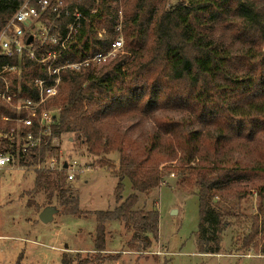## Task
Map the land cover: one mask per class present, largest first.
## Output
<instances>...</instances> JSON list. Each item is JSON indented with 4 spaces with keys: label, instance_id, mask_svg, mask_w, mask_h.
Returning <instances> with one entry per match:
<instances>
[{
    "label": "trees",
    "instance_id": "1",
    "mask_svg": "<svg viewBox=\"0 0 264 264\" xmlns=\"http://www.w3.org/2000/svg\"><path fill=\"white\" fill-rule=\"evenodd\" d=\"M26 1L0 0V30ZM115 1L99 0L97 6L96 0L82 2L86 20L63 60L82 61L111 48L113 41L100 38L99 29L113 31L117 25ZM131 1H136L134 14L124 13V54L101 69L63 72L60 93L48 104L62 108L53 135L75 134L93 155L119 154L117 206L94 213L96 251H104L111 221H121L133 232L131 248L152 247L159 211L136 207L142 195L162 185L161 166L177 161L182 182L195 187L199 197L198 250L219 254L226 230L223 208L228 207L223 195L235 182L264 179V0H187L167 11L161 10L166 0H127L126 5ZM217 24L239 44L238 53L213 39ZM236 63L242 73L233 70ZM43 74L28 62L21 83L30 89V81ZM3 115L18 113L0 101V129L8 127L1 122ZM144 118L153 126L135 136ZM128 121L132 125L119 127ZM58 150L49 143L41 154ZM36 176L38 190H50V198L56 191L67 214L82 215L63 175L38 171ZM125 180L132 188L127 197ZM253 219L255 226L243 238L248 249L258 245L256 238L264 231V221L261 225ZM63 264L70 263L64 258Z\"/></svg>",
    "mask_w": 264,
    "mask_h": 264
},
{
    "label": "rangeland",
    "instance_id": "2",
    "mask_svg": "<svg viewBox=\"0 0 264 264\" xmlns=\"http://www.w3.org/2000/svg\"><path fill=\"white\" fill-rule=\"evenodd\" d=\"M186 2L166 0L161 10L167 11ZM126 4L127 0L112 3L117 15L113 31L108 27L99 29L100 38L111 42L117 38L123 40V48L109 64L124 54V13L134 14L136 1H131L129 6ZM212 33L214 40L229 45L234 53L239 52V44L220 25H215ZM233 70L242 73L243 67L236 63ZM130 125L132 122H122L119 127L126 129ZM152 126V120L144 118L134 135L150 131ZM260 138L264 144V135ZM58 143L59 150L55 154L78 160L87 168L76 182L64 183L70 189L68 195L79 199L82 215L67 214L60 206L56 191L50 198V190H38L33 167L28 170L5 167L0 174V235L6 238L0 241V264H63L64 258L70 264H264V231L256 238L257 246L250 249L243 246L244 236L255 226L253 218L257 217L258 223L263 225L264 179L243 180L228 187L230 193L222 197L228 207L223 208L226 230L221 236L220 253L202 254L197 245L200 223L197 189L184 185L177 161L161 166L162 185L151 194L142 195L136 207L138 210L159 211V234L152 239V247L147 251L131 248L133 232L123 222L111 221L106 227L104 251H96L97 220L94 213L113 210L117 206L119 154H90L86 145L78 142L72 133L63 134ZM124 184L123 195L127 197L132 188L128 180ZM47 208L52 209L53 222L44 224L40 214Z\"/></svg>",
    "mask_w": 264,
    "mask_h": 264
},
{
    "label": "built area",
    "instance_id": "3",
    "mask_svg": "<svg viewBox=\"0 0 264 264\" xmlns=\"http://www.w3.org/2000/svg\"><path fill=\"white\" fill-rule=\"evenodd\" d=\"M83 1L27 0L0 30V101L18 113L16 117L1 118L8 127L0 129V174L5 167H33L36 172L63 175L72 183L87 169L78 160H68L52 151L41 154L49 143L59 148L53 131L62 108L48 104L60 93L63 72L101 69L123 48V40L117 38L106 52L82 61L62 59L86 20L80 8ZM91 12L95 14L97 10ZM49 15L55 16V21L44 19ZM28 62L44 71L30 81V89L21 83ZM5 238L0 235V241Z\"/></svg>",
    "mask_w": 264,
    "mask_h": 264
},
{
    "label": "water",
    "instance_id": "4",
    "mask_svg": "<svg viewBox=\"0 0 264 264\" xmlns=\"http://www.w3.org/2000/svg\"><path fill=\"white\" fill-rule=\"evenodd\" d=\"M31 40H32V37L29 38L28 42L30 43ZM40 220L44 224H49V223L53 222V212H52V209L47 208V209L43 210L42 213L40 214Z\"/></svg>",
    "mask_w": 264,
    "mask_h": 264
}]
</instances>
